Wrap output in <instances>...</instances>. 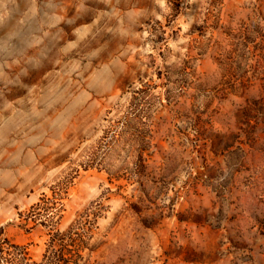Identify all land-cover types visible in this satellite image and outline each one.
Here are the masks:
<instances>
[{
  "label": "rangeland",
  "instance_id": "374dc122",
  "mask_svg": "<svg viewBox=\"0 0 264 264\" xmlns=\"http://www.w3.org/2000/svg\"><path fill=\"white\" fill-rule=\"evenodd\" d=\"M181 1L169 24L173 0H0V227L36 259L48 230L19 214L148 87L161 182L81 169L60 229L106 195L99 264H264V0Z\"/></svg>",
  "mask_w": 264,
  "mask_h": 264
},
{
  "label": "trees",
  "instance_id": "16d2710c",
  "mask_svg": "<svg viewBox=\"0 0 264 264\" xmlns=\"http://www.w3.org/2000/svg\"><path fill=\"white\" fill-rule=\"evenodd\" d=\"M181 0H173L171 12L167 15L168 23H173L181 12ZM151 30L156 44L168 43L167 30L164 25ZM168 24V25H169ZM150 36L149 41H153ZM162 48V47H161ZM185 62L180 70L178 63L175 74L179 78L174 82L186 86L196 70ZM168 69L171 67H167ZM163 75V72H160ZM172 76L168 82H173ZM181 77V78H180ZM189 78V79H188ZM188 79V80H187ZM151 88H139L133 91L134 96L120 114L106 118L109 122L104 135L85 155L84 159L66 175L52 185V196L44 194L41 200L27 212L19 214L20 223L13 224L27 233L39 226L48 230L49 240L41 259H36L29 246L11 238L5 226L0 227V264H99L94 258L101 244L97 243L100 221L107 216L110 206L106 195H101L78 213L70 226L62 231L61 221L65 212V194L69 186L79 176L80 170L98 168L106 170L111 180L127 179L131 184L138 183L145 195L152 188L149 183L161 182L159 167L149 163L153 156L151 150L157 145L152 120V104L147 99ZM147 99V100H146ZM112 111L108 112L110 115ZM116 161L122 163L117 168ZM12 224V223H11Z\"/></svg>",
  "mask_w": 264,
  "mask_h": 264
}]
</instances>
